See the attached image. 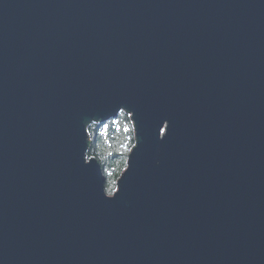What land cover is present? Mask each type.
Wrapping results in <instances>:
<instances>
[{
    "label": "water",
    "instance_id": "95a60500",
    "mask_svg": "<svg viewBox=\"0 0 264 264\" xmlns=\"http://www.w3.org/2000/svg\"><path fill=\"white\" fill-rule=\"evenodd\" d=\"M0 264H264V0H0Z\"/></svg>",
    "mask_w": 264,
    "mask_h": 264
},
{
    "label": "trees",
    "instance_id": "16d2710c",
    "mask_svg": "<svg viewBox=\"0 0 264 264\" xmlns=\"http://www.w3.org/2000/svg\"><path fill=\"white\" fill-rule=\"evenodd\" d=\"M88 132L91 146L88 156L99 159L106 176V190L111 192L115 179L126 168L130 149L136 144L134 124L129 113L122 111L105 123L93 122Z\"/></svg>",
    "mask_w": 264,
    "mask_h": 264
},
{
    "label": "rangeland",
    "instance_id": "374dc122",
    "mask_svg": "<svg viewBox=\"0 0 264 264\" xmlns=\"http://www.w3.org/2000/svg\"><path fill=\"white\" fill-rule=\"evenodd\" d=\"M130 151H131V149H130ZM130 151H129V153H130ZM126 166H127V165H126ZM117 181H118V179H115V181H114V185H115V187H114L113 191L108 192V193L112 194V193L117 189Z\"/></svg>",
    "mask_w": 264,
    "mask_h": 264
},
{
    "label": "clouds",
    "instance_id": "9594fccd",
    "mask_svg": "<svg viewBox=\"0 0 264 264\" xmlns=\"http://www.w3.org/2000/svg\"><path fill=\"white\" fill-rule=\"evenodd\" d=\"M129 115H130V113H129Z\"/></svg>",
    "mask_w": 264,
    "mask_h": 264
},
{
    "label": "snow or ice",
    "instance_id": "6c2138e0",
    "mask_svg": "<svg viewBox=\"0 0 264 264\" xmlns=\"http://www.w3.org/2000/svg\"><path fill=\"white\" fill-rule=\"evenodd\" d=\"M138 147V146H137Z\"/></svg>",
    "mask_w": 264,
    "mask_h": 264
}]
</instances>
